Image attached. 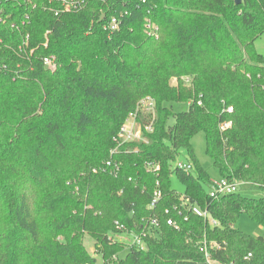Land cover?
<instances>
[{
	"label": "trees",
	"instance_id": "obj_1",
	"mask_svg": "<svg viewBox=\"0 0 264 264\" xmlns=\"http://www.w3.org/2000/svg\"><path fill=\"white\" fill-rule=\"evenodd\" d=\"M68 1L0 0V264H207L204 238L219 245L214 264H264V238L235 227L246 214L264 229V196L240 194L264 192V57L254 47L264 0H73L80 7L65 12ZM146 96L155 109L139 122L152 131L111 155ZM197 133L219 177L245 183L237 193L208 197L210 176L190 146ZM180 154L191 171L172 166ZM115 222L146 232L143 249H127Z\"/></svg>",
	"mask_w": 264,
	"mask_h": 264
},
{
	"label": "built area",
	"instance_id": "obj_2",
	"mask_svg": "<svg viewBox=\"0 0 264 264\" xmlns=\"http://www.w3.org/2000/svg\"><path fill=\"white\" fill-rule=\"evenodd\" d=\"M80 7L79 2L76 1H68L63 3V11L69 12L73 9H76ZM24 21L22 24L24 25ZM119 27V23L116 18H111L109 21L107 28L110 32L117 31ZM145 33H147L148 37H157V26L151 23L149 20L145 21ZM43 64L46 69L49 71H55V64H54V58L48 57V58H43ZM155 109V101L150 98V97H143L140 99V101L137 103L135 111L133 113H130L128 115V119L124 123V125L119 129L118 135L116 138H114V141L116 142L117 146L115 149L111 150V155H114L117 153L116 149L117 147L124 146L127 143H142L145 142L146 140L144 139L143 136V131L150 133L152 131V125L151 124H142L139 122V119L141 116H146V115H152ZM231 108H227V112H231ZM230 126L229 123H225L224 125L221 126V130H225ZM105 166L107 168L111 167L112 168V173L114 175L119 172V166L117 162H112L109 160L108 162L105 163ZM149 169H152V165H148ZM176 167L179 170H182L184 172H189L191 171V166H189L186 163H176ZM211 186L208 192V197L212 198L214 200L219 199L220 197L227 196L228 194H234L237 193L239 190H241L244 186L245 183L243 182H237V181H230V180H225L220 178L219 180H211ZM160 199V193L155 192L153 201L150 204V207L153 208L155 204ZM184 204H189V200L185 199ZM190 211L193 215L197 216L198 218L203 219L204 221H207L210 227H218L219 224L217 220L211 217V215L208 214L206 210H201L199 207L193 205L190 207ZM173 213H175V217L178 218H183L184 221H187V216H182V211L179 208H173ZM164 214L169 216V211L168 209L164 210ZM150 226H153L155 228L159 227V221L157 217H152V219L149 222ZM166 225L172 228L175 231L179 230V224L177 221L172 218L168 217L166 219ZM115 229L117 230L118 234H115V237L119 239L120 241L126 243L125 247L131 248H137V249H143L142 245V239L146 236V232H141L140 234H132V233H127L125 228L115 222ZM129 237L131 239L129 240ZM198 249L200 252L203 254L204 261L207 264H214L213 261L210 259V251L211 249H219V245L216 242H207L206 239L204 238L203 241L198 242ZM251 255H248L247 258H250ZM113 259H116V256L113 257ZM100 264H104L103 261L99 262Z\"/></svg>",
	"mask_w": 264,
	"mask_h": 264
},
{
	"label": "rangeland",
	"instance_id": "obj_3",
	"mask_svg": "<svg viewBox=\"0 0 264 264\" xmlns=\"http://www.w3.org/2000/svg\"><path fill=\"white\" fill-rule=\"evenodd\" d=\"M254 45L257 51L264 57V33L256 39ZM173 109L181 110L183 109V106L174 105ZM169 122L172 123V120ZM190 146L194 151L198 165H200L207 172L211 180H219L220 177L217 171L215 170L213 165H211V160L208 158V156L205 153L206 148H205L204 135L202 133H197L196 135H194L190 141ZM177 162L185 163V157L183 154H180L177 157L175 163L172 164V166L176 167ZM171 183L175 191H177L178 193H183L184 186L182 183H180L174 177L171 178ZM240 194L242 196L252 197V198H260L261 196H264V192L256 187H249V188L246 187L240 192ZM235 227L238 230L242 231L243 233H247L255 237L264 238V229L262 227H259L256 223H254L246 214L242 215L239 218ZM130 239L131 237H129V240ZM84 244L88 252L93 253L92 241L88 237H85Z\"/></svg>",
	"mask_w": 264,
	"mask_h": 264
},
{
	"label": "water",
	"instance_id": "obj_4",
	"mask_svg": "<svg viewBox=\"0 0 264 264\" xmlns=\"http://www.w3.org/2000/svg\"><path fill=\"white\" fill-rule=\"evenodd\" d=\"M236 2L238 3V2H240V0H236Z\"/></svg>",
	"mask_w": 264,
	"mask_h": 264
},
{
	"label": "crops",
	"instance_id": "obj_5",
	"mask_svg": "<svg viewBox=\"0 0 264 264\" xmlns=\"http://www.w3.org/2000/svg\"><path fill=\"white\" fill-rule=\"evenodd\" d=\"M254 47H255V45H254ZM256 48V47H255Z\"/></svg>",
	"mask_w": 264,
	"mask_h": 264
}]
</instances>
